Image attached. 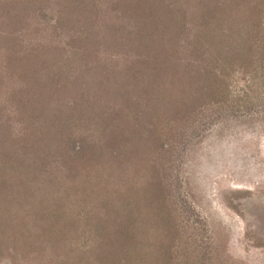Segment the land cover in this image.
Here are the masks:
<instances>
[{
	"label": "rangeland",
	"instance_id": "rangeland-1",
	"mask_svg": "<svg viewBox=\"0 0 264 264\" xmlns=\"http://www.w3.org/2000/svg\"><path fill=\"white\" fill-rule=\"evenodd\" d=\"M0 91V264H264V0H0Z\"/></svg>",
	"mask_w": 264,
	"mask_h": 264
},
{
	"label": "trees",
	"instance_id": "trees-1",
	"mask_svg": "<svg viewBox=\"0 0 264 264\" xmlns=\"http://www.w3.org/2000/svg\"><path fill=\"white\" fill-rule=\"evenodd\" d=\"M162 7H164V11H166L163 13L165 14L167 19H169L175 25L180 26L182 28V32H185V31L190 32V30L187 29V27H186L187 18L184 14H180L178 16V14L176 12H174V10L171 9V7H169V5L166 7L165 6H162ZM145 10L151 11L150 8H146ZM137 12L141 13L144 11H143V9L140 8L137 10ZM206 12L209 13L210 15H212L214 13L212 9H208V11H206ZM205 24H206V27L210 26L208 21H205ZM146 25L149 26L148 24H146ZM176 34H174V35H176ZM194 35L196 37H198V30L197 29L194 30ZM144 40H147V38H144ZM138 51H139V55H140L138 58L144 59L142 61L143 65L142 64H140L139 66L138 65H132L129 67V70H128L130 72V75L134 76V80L136 83H139V80L141 79V77L138 75V73H144V74H142V77H150V76L154 75L155 73L158 74L157 76H161V75L164 76L165 75L164 66H165L166 61L163 60L161 55H160L159 60H157V58L153 57V56L159 57V55L151 53L149 45L145 47L144 51H142V50H138ZM52 74H53V72H51V75ZM25 79H27V77ZM62 81H63V84L65 83L67 87L73 86L74 88H76V87L78 88V84H79L78 78H75V77L72 78L70 76H66ZM30 82H31V79L28 81V83H30ZM168 82H171V80L170 79L166 80V83H168ZM52 84L55 85V81ZM34 86L36 88H41L42 87L41 81H36ZM53 88H54V86H53ZM0 96H1V91H0ZM196 96L197 95L195 93L194 94L191 93L189 95V98H188L189 100L183 104L182 112L185 115L188 113H191L192 111L197 109V107L200 105L198 103V98ZM18 106H20V104H18ZM1 122L2 121L0 120V123ZM30 124L35 125L36 123L34 121L32 123L30 122ZM1 125H5V123H1ZM2 171H3V173H0V187L3 186V188L6 189L8 186L9 188L5 191L4 198H1L3 200V204H2V208L0 207V209H2V210L5 209V211H6L7 205L12 204V201L9 199L10 196L7 194L8 191H10L11 188L15 187L13 185L16 182H21V180L23 181L24 179L21 177H23L24 175L26 176V174L24 173V170L19 168V167H10L7 171L4 168V169H2ZM82 197H83V202L85 204H87L85 206H92V207L98 209L99 211L103 210V208H104L105 211L107 212L106 216L110 219L115 217L116 211L118 213H120L119 211H121V210L131 209V208H129L130 203H129V201H127V199H129V198L124 197V196H122V198H120L121 200L120 199H113L112 197L107 196L106 201H103V200H101V199H99L96 196H93L91 194H88V195L86 194V195H83ZM88 197L90 198V200ZM121 207H123L124 209H119ZM2 214H4V213H2ZM2 214H0V215H2ZM60 214L61 213H59V216H60ZM54 216H55V214H54ZM130 217H131V215L129 216L128 220L131 221ZM126 223L129 224L128 221H126ZM101 225L102 224H99L100 227H101ZM23 227L26 228V226H23ZM1 236L4 237V234Z\"/></svg>",
	"mask_w": 264,
	"mask_h": 264
}]
</instances>
